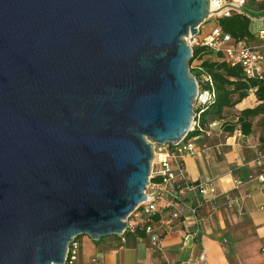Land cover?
Masks as SVG:
<instances>
[{
  "label": "water",
  "instance_id": "obj_1",
  "mask_svg": "<svg viewBox=\"0 0 264 264\" xmlns=\"http://www.w3.org/2000/svg\"><path fill=\"white\" fill-rule=\"evenodd\" d=\"M209 0H0V264L121 235L153 144L194 115L188 34Z\"/></svg>",
  "mask_w": 264,
  "mask_h": 264
},
{
  "label": "crops",
  "instance_id": "obj_2",
  "mask_svg": "<svg viewBox=\"0 0 264 264\" xmlns=\"http://www.w3.org/2000/svg\"><path fill=\"white\" fill-rule=\"evenodd\" d=\"M244 8L254 15L249 25L250 44H258V32L264 29V0H245ZM199 62L196 58L192 63ZM259 103L264 105L255 89H250L241 101L225 108L222 117L208 119L218 123L209 136L190 133L195 154L182 158L186 178L194 183L213 180L217 191L226 192L228 198L218 196L202 203L198 224L175 222L173 230L160 237V246L147 236L133 234L99 240L79 236L75 264H197L200 254H204L200 264H264V190L255 179L259 144L264 140V112L250 119L247 134L236 122L241 110ZM236 180L240 181L237 187ZM199 197L191 191L185 200L190 205ZM168 211L170 208L164 209V213Z\"/></svg>",
  "mask_w": 264,
  "mask_h": 264
},
{
  "label": "built area",
  "instance_id": "obj_3",
  "mask_svg": "<svg viewBox=\"0 0 264 264\" xmlns=\"http://www.w3.org/2000/svg\"><path fill=\"white\" fill-rule=\"evenodd\" d=\"M244 4L245 0H209V16L198 26L197 34H188L185 40L192 49L195 46H203L215 55L221 54L229 65L241 66L247 78L261 80L264 78V29L258 32L261 42L250 45L246 40H235L216 24L217 18L241 11L244 9ZM211 18L215 19V25L207 32L201 33L203 23ZM215 99L216 91L211 75L200 74L192 107L194 115L187 133L175 145L153 144V157L145 190L146 198L133 212L140 220L145 235L155 246H160V237L172 231L175 222L183 226L186 222L198 224L197 211L202 203L212 201L218 196L228 198L226 192L217 191L213 180L203 183L189 181L182 165V158L185 155L195 154V145L190 133L197 132L209 136L218 124L215 120L201 123L202 114ZM256 164L258 172L255 179L264 190V140L259 144ZM239 183L240 181L236 180L235 186L237 187ZM191 191L200 197L193 204L188 205L185 200L186 194ZM166 208H170V211L164 213ZM155 216L158 218L155 219ZM78 250L79 244L76 238L68 244L64 264H75ZM203 259L204 254H200L197 264Z\"/></svg>",
  "mask_w": 264,
  "mask_h": 264
},
{
  "label": "trees",
  "instance_id": "obj_4",
  "mask_svg": "<svg viewBox=\"0 0 264 264\" xmlns=\"http://www.w3.org/2000/svg\"><path fill=\"white\" fill-rule=\"evenodd\" d=\"M253 17L254 15L244 8L241 11L234 12L230 16L217 18L216 24L222 29V31L228 33L235 40H246L248 44H250L252 33L250 32L249 25L251 18ZM206 54L214 53L203 46H195L192 49V56L189 59V64H191L196 58L200 59V62L196 66L190 68V72L197 80L202 73L211 75L216 91V99L214 103L202 114V124L208 122L210 117H222L224 109L234 106L241 101L247 96L250 89H255L257 98L264 102V78L261 80L247 78L244 75L241 66L229 65L223 60L221 54H217V58L214 60L203 58ZM263 112L264 105L262 103L257 104L255 107L241 110L236 121L239 124L241 131L245 134L249 133L251 129L250 119ZM232 129L233 127L228 128V130ZM157 218L158 217L155 216V219ZM128 234H133L138 237L146 236L144 229L139 223L135 224L133 229H128L123 232V236H127Z\"/></svg>",
  "mask_w": 264,
  "mask_h": 264
},
{
  "label": "rangeland",
  "instance_id": "obj_5",
  "mask_svg": "<svg viewBox=\"0 0 264 264\" xmlns=\"http://www.w3.org/2000/svg\"><path fill=\"white\" fill-rule=\"evenodd\" d=\"M249 4H253L252 2H249ZM215 25V19L211 18V19H207L202 27H201V33L207 32L208 30H210L213 26ZM213 54H206V57H211ZM194 67V63L189 64V68H193ZM125 222L128 224V227L126 230L128 229H133L135 224L139 223L140 224V220L134 216V212H131L129 214V216H127V218H125ZM125 232V231H124ZM81 236H85V235H81ZM80 236V237H81Z\"/></svg>",
  "mask_w": 264,
  "mask_h": 264
}]
</instances>
